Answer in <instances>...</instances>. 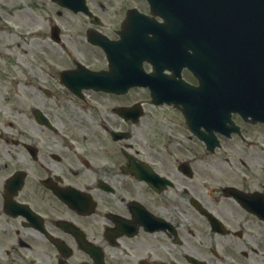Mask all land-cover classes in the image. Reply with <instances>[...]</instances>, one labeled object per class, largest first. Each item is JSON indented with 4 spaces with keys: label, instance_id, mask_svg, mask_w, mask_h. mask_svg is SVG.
<instances>
[{
    "label": "flooded vegetation",
    "instance_id": "af4514ba",
    "mask_svg": "<svg viewBox=\"0 0 264 264\" xmlns=\"http://www.w3.org/2000/svg\"><path fill=\"white\" fill-rule=\"evenodd\" d=\"M141 3L0 0V264H264V123L216 142L143 85L65 83Z\"/></svg>",
    "mask_w": 264,
    "mask_h": 264
},
{
    "label": "water",
    "instance_id": "95a60500",
    "mask_svg": "<svg viewBox=\"0 0 264 264\" xmlns=\"http://www.w3.org/2000/svg\"><path fill=\"white\" fill-rule=\"evenodd\" d=\"M211 1V20L223 22L218 45L228 61L226 68L264 76V6H255L254 0ZM258 26L261 31H256Z\"/></svg>",
    "mask_w": 264,
    "mask_h": 264
}]
</instances>
